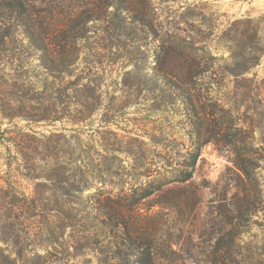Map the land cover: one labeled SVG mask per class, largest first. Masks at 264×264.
Here are the masks:
<instances>
[{"label":"rangeland","instance_id":"374dc122","mask_svg":"<svg viewBox=\"0 0 264 264\" xmlns=\"http://www.w3.org/2000/svg\"><path fill=\"white\" fill-rule=\"evenodd\" d=\"M24 4L23 20L53 23L62 29L54 37L67 34V50L80 55L75 75L106 73L103 109L92 126L75 128L88 129L79 136L85 144L91 135L117 144L115 151L95 144L105 159L86 179L37 194L35 184L18 180L26 195H39L41 208L23 228L22 255H11L19 261L9 264H264V0ZM62 51L54 48L57 66ZM193 60L201 75L181 81ZM164 76L189 99L175 89L170 97ZM111 103L118 109L105 122ZM0 126L10 125L0 118ZM198 151L193 165L186 154ZM96 214L107 216L95 224ZM68 217L82 222L64 230ZM16 222L6 216L0 223V247L13 249Z\"/></svg>","mask_w":264,"mask_h":264},{"label":"trees","instance_id":"16d2710c","mask_svg":"<svg viewBox=\"0 0 264 264\" xmlns=\"http://www.w3.org/2000/svg\"><path fill=\"white\" fill-rule=\"evenodd\" d=\"M6 1L10 3L6 4ZM0 2V118L10 125L4 129L0 126V148L3 149L1 158L8 167L4 175L0 172V223L6 216L17 220L14 223L17 229L13 231V249L9 245L0 247V264H9L19 261L17 257L11 258V255L13 252L22 255L23 228L27 222V225L34 223L41 208L39 195H26L18 180L24 179L35 184L34 193L37 194L38 189L46 190L54 187L56 183L63 185L74 183L78 178L86 179L92 174L90 168L100 165L105 159L95 144L99 142L103 148L111 146L113 149L107 150L115 151L117 142L115 138L110 143L102 135L95 141L91 135L89 142L85 144L79 136L88 129L75 128L92 126L96 121L94 116L103 109L101 86L106 73L87 72L75 75L76 69H72V66L79 60L80 55L67 50L69 45L72 46L67 34L63 33L61 37L52 36L53 31H61V28L33 17L23 20V16L29 12L24 0ZM5 10L12 12V15H8ZM58 46L63 50L59 66L56 65L58 58L56 60L54 55V48ZM185 68L186 77L181 79L183 82L201 75L194 60ZM73 76L75 79L69 81ZM175 78L180 80L177 76ZM164 79L169 81L166 84L169 85V90L175 89L180 97L189 99L188 93L172 78L164 76ZM85 80L87 83L84 84ZM170 94V97L176 95L174 92ZM151 98L157 100L159 97L153 93ZM117 109L111 103L103 121L113 119ZM16 120H24L28 126L41 125L52 129L49 134L35 129L25 132L24 128L13 125ZM58 123H61V128L57 127ZM66 123H70L72 128L68 129ZM63 131L75 134L70 136ZM97 131L94 129L93 133ZM73 142H76V147H72ZM186 156L195 165L200 153H187ZM82 162L85 164L80 166L79 163ZM236 164L247 177L251 176L250 169L244 163ZM71 165L77 168L78 173L69 171ZM188 176L185 180L192 177L191 174ZM246 194L251 195V192L247 190ZM56 210L64 215L60 209ZM105 216L107 215L96 214L92 221L95 224L100 223L99 218ZM63 221L64 230L76 227L82 222L71 223L69 217ZM147 245L146 243L145 247ZM143 251L150 252V249L145 248Z\"/></svg>","mask_w":264,"mask_h":264}]
</instances>
